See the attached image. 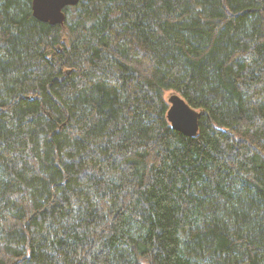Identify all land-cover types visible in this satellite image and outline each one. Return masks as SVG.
Returning <instances> with one entry per match:
<instances>
[{"label": "trees", "instance_id": "16d2710c", "mask_svg": "<svg viewBox=\"0 0 264 264\" xmlns=\"http://www.w3.org/2000/svg\"><path fill=\"white\" fill-rule=\"evenodd\" d=\"M31 4L0 0V264H264V0Z\"/></svg>", "mask_w": 264, "mask_h": 264}, {"label": "water", "instance_id": "95a60500", "mask_svg": "<svg viewBox=\"0 0 264 264\" xmlns=\"http://www.w3.org/2000/svg\"><path fill=\"white\" fill-rule=\"evenodd\" d=\"M79 0H32L31 9L35 19L50 25H62L64 9L75 7ZM167 121L173 130L191 137L198 132L200 113L192 109L178 94L167 97Z\"/></svg>", "mask_w": 264, "mask_h": 264}, {"label": "rangeland", "instance_id": "374dc122", "mask_svg": "<svg viewBox=\"0 0 264 264\" xmlns=\"http://www.w3.org/2000/svg\"><path fill=\"white\" fill-rule=\"evenodd\" d=\"M170 94L168 93V95L166 97H168Z\"/></svg>", "mask_w": 264, "mask_h": 264}]
</instances>
